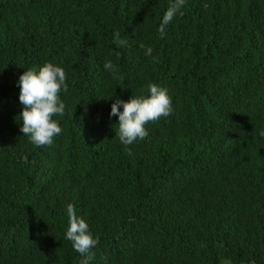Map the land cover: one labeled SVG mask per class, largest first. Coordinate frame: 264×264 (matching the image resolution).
I'll return each instance as SVG.
<instances>
[{
  "label": "trees",
  "instance_id": "obj_1",
  "mask_svg": "<svg viewBox=\"0 0 264 264\" xmlns=\"http://www.w3.org/2000/svg\"><path fill=\"white\" fill-rule=\"evenodd\" d=\"M168 3L0 0V264H81L68 203L92 264H264V0H186L161 38ZM43 61L65 70V108L36 147L16 81ZM150 83L173 111L129 154L110 105Z\"/></svg>",
  "mask_w": 264,
  "mask_h": 264
},
{
  "label": "clouds",
  "instance_id": "obj_2",
  "mask_svg": "<svg viewBox=\"0 0 264 264\" xmlns=\"http://www.w3.org/2000/svg\"><path fill=\"white\" fill-rule=\"evenodd\" d=\"M186 0H169L159 20L157 31L161 38L166 35V29L174 18L182 13ZM114 42L125 45L126 40L114 33ZM144 55L152 57L150 46L140 45ZM103 68L107 72L114 71L113 63L105 59ZM66 83L65 70L58 64L43 61L25 70L18 76L16 84L19 88L18 102L20 132L36 147L50 145L54 137L61 134L62 129L54 116L63 115L64 103L59 93ZM114 94L105 98L113 97ZM104 97V96H103ZM173 111L168 89L156 83L147 85L146 93L134 95L128 99L115 96L110 105L109 116H116L115 136L124 150L130 154L128 146L138 140H143L148 131L146 124L157 121L161 117L169 116ZM264 137V129L259 131ZM67 226L64 239L69 241L73 250L82 257L81 264H92L94 254L92 250L98 244V239L91 232L89 224L82 217L76 215L71 203L66 205Z\"/></svg>",
  "mask_w": 264,
  "mask_h": 264
}]
</instances>
